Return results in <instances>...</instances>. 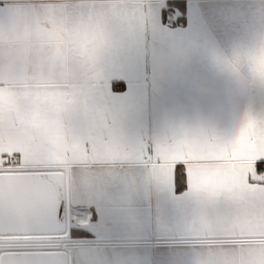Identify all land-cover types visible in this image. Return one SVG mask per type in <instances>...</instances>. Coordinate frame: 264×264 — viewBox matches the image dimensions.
I'll return each mask as SVG.
<instances>
[{
  "label": "crops",
  "instance_id": "obj_1",
  "mask_svg": "<svg viewBox=\"0 0 264 264\" xmlns=\"http://www.w3.org/2000/svg\"><path fill=\"white\" fill-rule=\"evenodd\" d=\"M98 3L0 6V111L14 114L0 118V153L29 159L43 150L63 169L65 198L74 177L80 195L92 200L90 237L66 250L68 264H238V239L186 236L200 206L186 176L177 189L170 164L222 156L180 143L172 130L237 134L226 164L190 167L198 182L238 184L264 157V0ZM161 17L171 22L161 28ZM73 50L95 81L93 103L59 90ZM46 65L65 71L34 78L33 69ZM34 88L35 107L25 111ZM155 140L167 145L162 180L150 168L113 162ZM257 260L264 264V256Z\"/></svg>",
  "mask_w": 264,
  "mask_h": 264
},
{
  "label": "snow or ice",
  "instance_id": "obj_2",
  "mask_svg": "<svg viewBox=\"0 0 264 264\" xmlns=\"http://www.w3.org/2000/svg\"><path fill=\"white\" fill-rule=\"evenodd\" d=\"M94 6L103 9L107 5L104 0H99ZM200 13L206 20L208 14ZM166 24V18L161 17L160 27ZM76 55L73 50L74 59L66 69L67 84L59 90L72 101L84 96L93 103L97 99L93 87L95 81ZM53 71L62 73L65 70L46 65L42 69H33V76H46ZM2 86L0 80V91ZM37 91L35 88L31 90L23 106L25 111L35 107L31 96ZM5 115L11 118L14 114L0 111V118ZM244 131L246 129H241V133ZM172 132L184 145L212 150L222 156L219 160L181 159L170 164L171 176L175 180L187 177L191 195L200 206V215L193 220L186 236L238 239V264H258L257 258L264 256V157L253 162L251 171L241 173L238 184L227 179L198 182L190 178V167L211 171L226 164L232 159L237 134L190 127ZM165 147L167 145L158 140L141 144L138 150L132 145L124 153L123 160L113 162L150 168L158 180H162L165 176L160 153ZM0 161V264H53L55 249L47 242L62 240L69 243L87 235L95 219L92 200L80 195L74 187V177L69 178L70 190L66 198L53 201L40 194L44 181L54 173L63 172L58 162L43 150H38L29 159L20 153H14L12 157L0 153Z\"/></svg>",
  "mask_w": 264,
  "mask_h": 264
},
{
  "label": "water",
  "instance_id": "obj_3",
  "mask_svg": "<svg viewBox=\"0 0 264 264\" xmlns=\"http://www.w3.org/2000/svg\"><path fill=\"white\" fill-rule=\"evenodd\" d=\"M40 194L46 195L53 201L65 198V180L62 172L52 174L48 180L44 181ZM53 264H68V256L65 251L56 250L54 252Z\"/></svg>",
  "mask_w": 264,
  "mask_h": 264
},
{
  "label": "rangeland",
  "instance_id": "obj_4",
  "mask_svg": "<svg viewBox=\"0 0 264 264\" xmlns=\"http://www.w3.org/2000/svg\"><path fill=\"white\" fill-rule=\"evenodd\" d=\"M8 76H13L11 74H8ZM21 77V75H18ZM31 75L27 74V75H24L25 79H28V77H30ZM29 80V79H28ZM9 157H12V156H9ZM0 163H2V161H0ZM98 239V238H97ZM83 239L81 240H72L71 242L69 243H65L64 241L62 240H50L48 241L47 243L51 244L53 246V248L56 250H59V251H65L68 250L73 244H79L81 243ZM104 240V239H102Z\"/></svg>",
  "mask_w": 264,
  "mask_h": 264
},
{
  "label": "trees",
  "instance_id": "obj_5",
  "mask_svg": "<svg viewBox=\"0 0 264 264\" xmlns=\"http://www.w3.org/2000/svg\"><path fill=\"white\" fill-rule=\"evenodd\" d=\"M176 185H177V189L179 191H182L184 189V187H185V176H184L183 179H181L179 181L176 180ZM89 237H90V235L87 233V235L82 236V237H78V238H74V240L87 239Z\"/></svg>",
  "mask_w": 264,
  "mask_h": 264
},
{
  "label": "built area",
  "instance_id": "obj_6",
  "mask_svg": "<svg viewBox=\"0 0 264 264\" xmlns=\"http://www.w3.org/2000/svg\"><path fill=\"white\" fill-rule=\"evenodd\" d=\"M30 1H33V0H0V5L6 4V3H21V2H30Z\"/></svg>",
  "mask_w": 264,
  "mask_h": 264
},
{
  "label": "bare ground",
  "instance_id": "obj_7",
  "mask_svg": "<svg viewBox=\"0 0 264 264\" xmlns=\"http://www.w3.org/2000/svg\"><path fill=\"white\" fill-rule=\"evenodd\" d=\"M170 19H171V17H169V18L167 19V20H168V22H171V21H170Z\"/></svg>",
  "mask_w": 264,
  "mask_h": 264
}]
</instances>
